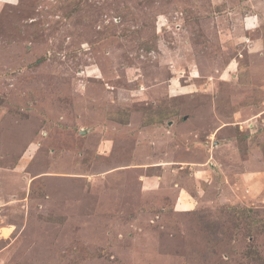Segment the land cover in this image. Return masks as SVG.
Masks as SVG:
<instances>
[{
    "label": "rangeland",
    "instance_id": "1",
    "mask_svg": "<svg viewBox=\"0 0 264 264\" xmlns=\"http://www.w3.org/2000/svg\"><path fill=\"white\" fill-rule=\"evenodd\" d=\"M0 264H264V0H0Z\"/></svg>",
    "mask_w": 264,
    "mask_h": 264
},
{
    "label": "bare ground",
    "instance_id": "2",
    "mask_svg": "<svg viewBox=\"0 0 264 264\" xmlns=\"http://www.w3.org/2000/svg\"><path fill=\"white\" fill-rule=\"evenodd\" d=\"M11 230V229H10ZM3 231V230H2ZM9 235V234H8Z\"/></svg>",
    "mask_w": 264,
    "mask_h": 264
}]
</instances>
